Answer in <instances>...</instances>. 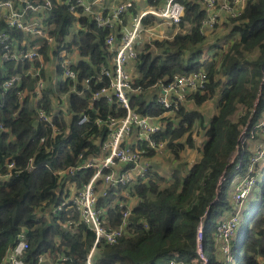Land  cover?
I'll use <instances>...</instances> for the list:
<instances>
[{
	"label": "trees",
	"instance_id": "trees-1",
	"mask_svg": "<svg viewBox=\"0 0 264 264\" xmlns=\"http://www.w3.org/2000/svg\"><path fill=\"white\" fill-rule=\"evenodd\" d=\"M183 3L185 14L180 27H190L189 31L176 34L172 40L156 41L161 55L148 50L149 45L140 48L134 87L142 86L144 93H130V97L132 107L140 114L163 115L166 110L157 102L158 90L152 89L154 85L160 81L168 83L176 74L205 71L209 78L207 89L202 94L191 95L187 101L196 107L185 104L179 112L167 113L164 118L167 128L154 136L156 140L166 141L167 148L177 158L182 151L195 147L197 155L190 170L184 175L174 174L168 186H162L152 172L145 180L136 179L124 187L131 197L138 196L140 201L132 208L130 225L118 241L98 248L96 264H162L165 261L171 264L173 260L205 264L196 251V232L208 212L204 226L207 264H224L219 258L221 251L215 233L218 224L234 214L235 185L239 180L258 178L264 173V160L254 166L252 173L248 172L255 145L264 141L259 129L264 117V0H247L243 14L226 23L230 31L223 38L233 41L227 50L220 46L216 49L215 42L206 43L200 33L199 26L206 15L202 0H183ZM137 11L138 7L134 6L131 13ZM47 18L53 24L52 35L60 41L71 35L70 46L78 48L75 69L77 89L82 90L86 79L98 77L102 65H109L112 55L105 44L109 28L97 26L82 10L77 15L72 13L66 3L58 4ZM150 21L147 18L146 22ZM11 34L20 41L26 39L21 31L14 30ZM206 50L213 53L211 58L205 57ZM2 51L0 45V55ZM41 53L45 61L57 55L47 43L42 45ZM40 65L38 60L8 62L0 56V172H6L4 164L8 158L15 160V169H24L19 175L0 179V256L16 245L18 235L25 230L30 247L24 258L29 264H38L43 254L53 255L56 264H87L94 234L84 224L73 232H66L62 226L69 216L78 219L79 214L65 210L52 218L36 219V212L64 198L65 183L69 179L63 181L54 174V169L76 165L82 160L81 153L86 158L99 152L106 131L93 122L80 125L78 121L84 112L94 117L100 111L106 117L112 111L106 100L92 101L93 93L109 81L106 77L99 83L92 79L89 89L79 94L70 91L73 82L61 80L60 93L68 92L65 115L67 111H55L51 99L54 92L50 88L43 92L39 102L32 101L31 94L20 102L17 91L32 90L36 82L35 77L24 72ZM56 67L61 74V65ZM14 74L24 77L21 85L5 90V81ZM209 99H217V103L207 118L199 107ZM39 107L52 115L51 122L39 119ZM195 133L200 140L195 138ZM241 135L244 139L239 141ZM237 150L234 161L229 163ZM32 157L37 167L29 171L25 167ZM94 172L93 168H85L70 180L80 188ZM217 196L219 200L214 202ZM115 200L113 192L102 198L99 205L108 207L111 223L119 225L122 211ZM231 248L237 264H261L258 257H264V181L261 198L247 220L242 239ZM59 253L66 260H58Z\"/></svg>",
	"mask_w": 264,
	"mask_h": 264
},
{
	"label": "built area",
	"instance_id": "built-area-1",
	"mask_svg": "<svg viewBox=\"0 0 264 264\" xmlns=\"http://www.w3.org/2000/svg\"><path fill=\"white\" fill-rule=\"evenodd\" d=\"M246 2L247 0H202L206 15L199 26L200 33L207 37L218 26L224 27L230 19L240 17ZM61 3H66L72 13L77 15L82 10L83 14L90 15L96 21L97 26L109 28L105 40L106 47L112 55L109 65H102L98 77L92 76L86 79L82 90L77 89L78 72L75 69L79 57L78 48L74 45L70 46L71 35L65 41H60L52 35L53 24L47 18L49 12ZM134 6L138 7V11L131 13ZM184 14L183 0H0V45L3 46L1 58L8 62L38 60L41 63L39 67L26 69L24 72L26 76L35 77L36 82L32 90L17 91L20 102H24L29 94L33 95L32 101L39 102L43 92L50 88L54 92L51 95L52 101L55 96L60 98L59 102H56L55 111H66L61 99L66 100L68 92L60 93L61 80L73 82L70 91H77L79 94L89 89L92 79L99 83L106 77L109 81L93 93L92 101L104 99L112 106V111L106 117L101 116L100 111L94 117L84 112L78 121L80 125L93 122L98 128L106 131L99 152L86 158L81 153L82 160L76 165L54 169V174L63 181L69 180L65 183L63 200L51 207V213L59 215L65 210H74L79 214V218L73 219L69 216L66 230L73 231L84 224L94 234V244L86 258L87 264H96L98 248L102 244L116 243L130 225L131 195L124 190V187L130 186L136 179L145 180L149 173L156 170L153 156L165 153L168 148L166 141L156 140L154 136L167 128V121L164 120L167 113L179 112L191 95L202 94L207 89L209 78L203 70L189 75L176 74L168 83L160 81L154 85L159 91L157 102L166 110L165 114L142 115L131 105L130 93L144 92L142 86L134 87L136 76L134 67L140 48L149 45L148 50L158 55L163 54L155 42L171 39L173 35L189 31L180 27ZM147 18H151L148 23ZM166 24L176 29L172 36L169 33L168 35L159 33ZM14 30L23 32L26 39L18 40V37L11 34ZM74 30L72 34L75 33ZM119 36L120 41H118ZM44 43H47L53 51H57V55L52 56L49 61H45L41 53ZM227 46L225 44L224 50L228 49ZM59 64L62 67L61 74L56 67ZM23 78L21 74L12 75L5 81L4 89L21 85ZM37 111L39 119L51 122L52 115L46 109L39 107ZM1 129H3L2 125ZM259 129L264 139V118L260 122ZM55 131L58 132L59 129L55 127ZM41 141L44 142L45 138L42 137ZM263 160L264 141L256 144L248 172L252 173L254 166ZM4 166L6 172H0V179L19 175L24 171V169H15V160L11 158L7 159ZM36 167L32 157L25 168L32 171ZM85 168H93L95 172L88 182L77 188L70 179ZM174 174L176 173H171L170 177L172 178ZM257 182L258 178L255 176L238 182L233 193L234 214L217 226L215 235L219 250L228 260L232 259L230 242L238 229L245 201ZM72 188L76 190L72 191ZM113 192L116 195L115 204L122 211L119 225L111 223L108 207L99 205L102 198L108 197ZM205 219L204 216L197 227L196 251L207 264L209 260L204 254ZM29 247L26 232H21L16 245L9 247L5 255L0 256V264L4 262L29 264L24 258ZM260 259H262L261 264H264V257H258V260ZM44 260V255L39 256L38 264H43ZM58 260H66V257L59 253ZM171 264H185V262L173 260Z\"/></svg>",
	"mask_w": 264,
	"mask_h": 264
},
{
	"label": "crops",
	"instance_id": "crops-1",
	"mask_svg": "<svg viewBox=\"0 0 264 264\" xmlns=\"http://www.w3.org/2000/svg\"><path fill=\"white\" fill-rule=\"evenodd\" d=\"M143 3V2H142ZM185 29H190V27H188V28H185ZM219 29V28H218ZM217 29V31L216 32H211V34L210 35H208L207 37L205 36V38H206V43H209V44H212V43H214V42H218L220 39H219V37L220 36H218L217 37V34H219V30ZM220 30L221 31H226L227 30V26L225 25L224 27H220ZM220 31V32H221ZM174 33H169V35H173ZM174 38V35L172 36V38L171 39H169V40H172ZM217 39V40H216ZM166 40V39H165ZM221 41H223V40H220L219 42H221ZM231 42H233V41H228V40H226V38H224V43L226 44V45H230L231 44ZM205 43V46H207V44ZM211 54H213V53H210L208 50H206L205 51V57L206 58H211L212 57V55ZM131 65V68H133V65L132 64H130ZM129 65V66H130ZM134 69H135V67H134ZM137 73L135 72V75H136ZM137 76V75H136ZM152 89H154V90H156L154 87L152 88ZM152 89H151V92H153L152 91ZM159 92V91H158ZM144 93V92H143ZM136 94H142V93H136ZM146 96L148 97V98H151V94L149 93V92H146ZM60 98H59V96H55L54 97V101H53V104H54V107H56L57 106V103L56 102H59L58 100H59ZM61 101H63V105H65L66 106V111H67V108H68V101H67V98H66V100H63V99H61ZM34 102H36V101H34ZM195 106H192V108H194ZM67 113H68V111L66 112V114L65 115H67ZM194 136H195V138L196 139H198V140H200V138H199V136L195 133L194 134ZM185 152H189V154H190V156H189V158L188 157H186V158H188V161H183L182 160V158H181V156L185 153ZM197 153V148L195 147V148H189L188 150H184V151H182L181 153H180V156H179V158H177V157H175V155H174V152L173 151H171V150H169V149H167V151L165 152V153H162V154H155L154 156H153V161H154V163L156 164V170H154V172L156 173V175L158 176V178H159V182L161 183V185L162 186H168V185H170L172 182H173V175H172V178L170 177L171 176V173H181L182 175H184L186 172H188L189 170H190V168H191V166H192V164H193V162H194V159H195V157H196V154ZM124 189V188H123ZM140 198L138 197V196H132V197H130V205H131V208H134L138 203H139V200ZM51 207L52 206H47L46 208V210H44V211H37L36 212V219H41V218H43V217H45V218H52L53 217V214L51 213ZM108 216H109V214H108ZM110 217V216H109ZM74 219V218H73ZM206 220V219H205ZM67 221H68V219L67 220H65V222L63 223V228L65 229V231L66 232H68V231H71V230H66V228L65 227H67L68 225H67ZM65 224V225H64ZM78 230V229H77ZM74 231V230H73ZM73 231H71V232H73ZM22 232H24L25 233V230L24 231H22ZM57 241H59V238H57ZM219 245V244H218ZM230 245L232 246V244H231V242H230ZM232 249V248H231ZM221 253H223V252H221ZM44 255V254H43ZM230 255H231V257H232V259L231 260H228L227 259V256L225 255V260H224V262H226L227 264H229V262L230 261H232V260H234V259H236V256H233L232 254H231V252H230ZM44 257H45V260H44V262H43V264H55L56 262V258L53 256V255H44ZM260 263L262 262V259H260V260H258ZM3 264H8L7 262H4Z\"/></svg>",
	"mask_w": 264,
	"mask_h": 264
},
{
	"label": "rangeland",
	"instance_id": "rangeland-1",
	"mask_svg": "<svg viewBox=\"0 0 264 264\" xmlns=\"http://www.w3.org/2000/svg\"><path fill=\"white\" fill-rule=\"evenodd\" d=\"M219 28V29H218ZM217 29L219 30V34H217V37H219V39H224L223 37L225 35L228 34V32L230 31L229 28L227 27V30L226 31H221L220 30V27L218 26L213 32H216ZM175 28H171L170 24H166L165 28H161L160 29V34H166L168 35V33H174L175 32ZM221 31V32H220ZM218 32V31H217ZM211 34V33H210ZM229 35V34H228ZM236 37H234L235 39ZM217 40V39H216ZM216 45H214L213 47H216V49L218 48L217 46H220V47H225V43H224V40L222 42H220L218 44V42H215ZM229 46V45H228ZM227 46V47H228ZM212 47V48H213ZM226 47V48H227ZM135 71V70H134ZM180 75V74H179ZM135 80V79H134ZM216 100L217 99H209L207 100L203 105H201L199 108L201 109V111H203L206 115L207 118L211 117L212 115V112L213 110L215 109V106H216ZM258 102V100H257ZM186 105H190L189 103H186ZM191 106V105H190ZM192 107V106H191ZM196 107V106H195ZM264 118V117H263ZM203 133V130L200 131ZM243 136V137H242ZM242 137V140L244 139V135H241ZM241 140V141H242ZM258 144V143H257ZM256 146V145H255ZM190 154L189 152H185L181 158L183 161H188V158H189ZM188 157V158H186ZM185 161V162H186ZM243 180V179H242ZM241 180H239L238 182H240ZM263 181H264V173H262L261 175H258V182L257 184L253 187V189L251 190V192L249 193L246 201H245V206L242 210V213H241V217H240V222H239V226H238V229L236 231V234L232 237L231 239V242L233 245H239L241 239H242V234L246 228V224H247V220L251 217L252 213H253V210L257 204V202L260 200L261 198V195H262V184H263ZM238 182L236 183L235 185V188L238 184ZM71 187V186H70ZM234 188V189H235ZM76 190V188H72V191ZM205 254V253H204ZM221 257H219L220 259H223L225 260V254L224 253H221L220 255ZM162 264H169V262H164ZM229 264H237V257L236 259L232 260L229 262Z\"/></svg>",
	"mask_w": 264,
	"mask_h": 264
},
{
	"label": "water",
	"instance_id": "water-1",
	"mask_svg": "<svg viewBox=\"0 0 264 264\" xmlns=\"http://www.w3.org/2000/svg\"><path fill=\"white\" fill-rule=\"evenodd\" d=\"M242 137H243V136H242ZM242 137H240L239 141L242 140ZM237 153H238V150L235 151V152L232 154V156H231V158H230V160H229V163H232V162L234 161V158H235V156H236ZM218 200H219V196L216 197V199L214 200V202H216V201H218ZM208 215H209V212H208V214L205 216V218H207Z\"/></svg>",
	"mask_w": 264,
	"mask_h": 264
}]
</instances>
